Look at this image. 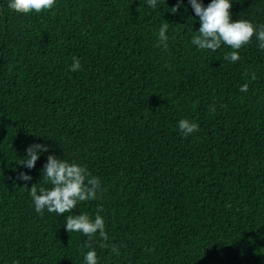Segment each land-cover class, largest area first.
<instances>
[{
  "label": "trees",
  "instance_id": "16d2710c",
  "mask_svg": "<svg viewBox=\"0 0 264 264\" xmlns=\"http://www.w3.org/2000/svg\"><path fill=\"white\" fill-rule=\"evenodd\" d=\"M8 3L0 0V264H85L88 243L98 264H264V50L255 36L233 64L228 46L191 44L200 24L189 0L176 14L177 0L155 9L56 0L28 15ZM230 11L233 22L264 25V0H233ZM166 21L164 50L156 44ZM73 56L82 70L70 71ZM181 119L199 131L184 137ZM35 143L49 151L28 169L20 164ZM48 155L100 178L99 199L73 214L94 218L102 205L108 241L67 232L70 213L35 212L28 188L51 187L39 183Z\"/></svg>",
  "mask_w": 264,
  "mask_h": 264
},
{
  "label": "clouds",
  "instance_id": "9594fccd",
  "mask_svg": "<svg viewBox=\"0 0 264 264\" xmlns=\"http://www.w3.org/2000/svg\"><path fill=\"white\" fill-rule=\"evenodd\" d=\"M183 0H177L175 6L170 8L172 14H176L181 7ZM189 3L199 18L200 27L194 31L191 38V44L196 46L198 50H210L216 52L222 45L230 47L232 50L223 57L225 61L236 63L240 60V49L251 43L255 36L258 41V48L264 50V25H254L250 20L238 19L232 21L230 9L233 0H211L205 6L203 0H189ZM150 8L157 7V0H147ZM56 6V0H9L8 8L17 14L28 15L32 12L37 14L52 10ZM170 24L166 21L161 25L158 33L157 47L163 46L164 50L168 49L167 32ZM70 65L71 72L82 70V64L79 58L73 56ZM248 74L245 73V76ZM256 75L252 73L251 80H255ZM249 85L247 83L240 87L241 92H247ZM215 111L214 107L210 109ZM178 129L184 137H188L199 131V125L188 119L178 121ZM49 151L48 146L35 143L29 145L26 149L27 155L22 159L21 164L28 169H34L41 153ZM18 180L31 181L32 177L28 173L20 172L17 176ZM49 183L50 188L43 186L37 187L33 184L29 189V195L37 214L43 215L47 209L49 213H56L58 216L65 217V229L67 232H78L88 237V241H92L93 237L98 233L103 241H108V234L105 230L104 218L100 215L104 211L102 205L97 206V212L93 218L87 213L79 215L73 214V210L82 202L95 201L99 199L101 193V180L97 176H93L86 166L81 164L58 158L56 155H48L47 162L42 169V180L39 182ZM106 191V189H105ZM90 248L84 255L85 264H98V257L95 249L91 244L86 245ZM107 247V244H102ZM114 254L119 255V249L112 245Z\"/></svg>",
  "mask_w": 264,
  "mask_h": 264
}]
</instances>
